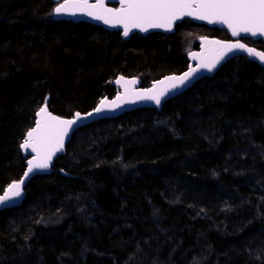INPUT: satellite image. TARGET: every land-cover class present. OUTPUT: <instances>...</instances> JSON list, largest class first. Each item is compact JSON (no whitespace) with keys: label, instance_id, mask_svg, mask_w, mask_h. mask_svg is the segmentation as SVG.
Masks as SVG:
<instances>
[{"label":"trees","instance_id":"obj_1","mask_svg":"<svg viewBox=\"0 0 264 264\" xmlns=\"http://www.w3.org/2000/svg\"><path fill=\"white\" fill-rule=\"evenodd\" d=\"M51 0H0V194L25 168L35 113L69 118L187 67L223 30L183 20L123 40L54 21ZM264 52V43L242 39ZM0 264H264V69L243 57L160 112L77 130L16 209L0 213Z\"/></svg>","mask_w":264,"mask_h":264},{"label":"snow or ice","instance_id":"obj_2","mask_svg":"<svg viewBox=\"0 0 264 264\" xmlns=\"http://www.w3.org/2000/svg\"><path fill=\"white\" fill-rule=\"evenodd\" d=\"M120 5L121 7L118 9H110L104 7L103 0H98L95 5L88 4V0H65L54 11L61 13L71 10H87L88 15L103 20L105 24H123L125 35L128 34L129 26L140 28L141 31H146L148 28L171 30L175 21L184 16H194L197 19L206 20L208 23L225 24L233 36H239L241 33L264 36V0H120ZM208 43L217 45L218 48L211 58L202 59L198 68L212 71L220 60L234 49L246 51L249 55L256 56L261 62H264V53L248 48L239 41L236 43L209 41ZM196 71L197 69L190 68L181 77L166 79L173 81L172 87L175 88L177 83L183 84ZM164 94L165 90L157 92L155 89H150L146 94L139 95L138 98L154 100L159 104ZM105 106V102L101 101V106L97 107L95 111L100 112ZM112 106L118 105L113 101ZM36 115L40 117L36 122V127L28 131L24 143L21 144V148H31L33 152L37 153L32 160L28 161L25 177L34 169L49 167L52 156L63 148L64 137L68 130L80 119V114L76 113V119L61 120L51 116L46 107H41ZM23 183L24 180L21 179L19 182L10 184L4 194L0 196V204L19 197Z\"/></svg>","mask_w":264,"mask_h":264},{"label":"water","instance_id":"obj_3","mask_svg":"<svg viewBox=\"0 0 264 264\" xmlns=\"http://www.w3.org/2000/svg\"><path fill=\"white\" fill-rule=\"evenodd\" d=\"M51 1L54 3L59 2V4L55 6L53 9L54 21L56 22L67 21L73 24L84 23V24H89L91 26L100 27L108 33H113V32L119 33L121 39L123 40H128L133 35H139L142 37H145L152 33L170 35L174 32L175 25L179 24L183 20H190L192 23L196 25H202L207 28H216L218 30H223L227 33V35L229 36V39L223 40V39H218V38H213V37L200 38L198 40V43H199L198 49L191 51L186 55V60L188 64H187V68L183 72L178 73V74L172 73V74L165 75L151 82V84L148 87H141L140 81L136 77H124V76L118 75L112 81V86L115 89V95L113 97L102 98L101 100H99V102L95 105L93 109L87 112H84V113L76 112L80 114V119L77 120L76 124L72 125V127L68 130L67 135L64 137L63 148L55 152V154L52 156V159L49 162L48 168L34 169L32 173H30L27 177H25L24 173L28 169V161L32 160L33 157L37 155V153L33 152L31 148H21V145H20L19 152L21 154L22 159L25 160V168H24V171L21 177L16 181L10 182L8 186L12 184L13 182H19L21 179H23L24 183L21 186L22 188L21 195L19 197H14L9 201L4 202L3 204H0V213L5 210L16 209L19 206H21L24 200V197H25V187L27 186L28 182L35 176L45 175L50 172L54 160L57 157L64 154L66 145L69 142L71 136L80 128H83L92 123L98 122L100 120L118 118L120 116H123L125 114L131 113L137 110L154 109L156 112H160L165 102L184 94L186 91L192 88L200 80L212 77L220 69L222 65H224L226 62L236 57L246 58L249 61L256 63L258 66L264 69V62H261L256 56L249 55L248 52L240 50V49H234L232 52L227 53L212 71H208L206 68L197 67L202 59L211 58L215 54L216 49L218 48L217 45L208 43L209 41H221V42H226V43H236L237 41H239L240 43L245 44L242 42V39L250 38L254 41H261L264 43V36H260V35L252 36L247 33H241L239 36H233L230 29L225 24L208 23V21L197 19L194 16H184L183 18L175 21L173 23V27L171 30H166L164 28H148L146 31H141L140 28L129 26L128 34L125 35L123 24H114V23L105 24L103 20H98V19H95L93 15H88L87 10L85 11L71 10L70 12L56 13L54 11L55 8H57L60 4H63L65 0H51ZM97 3H98V0H88V4L90 5H95ZM103 3H104L105 8L118 9L121 7L120 0H103ZM245 45L248 48L255 49L257 52L264 53L263 51L258 50L254 47L248 46L247 44ZM190 68L197 69V71L194 72L193 75L189 77V79L185 81L183 84L177 83V86L175 88L172 87L173 81H169L168 79H166L168 77H181L183 76L184 73L188 72ZM132 81H135V82L133 83ZM150 89H155L157 92L165 90V94L161 97L159 104H157L154 100L138 98L139 95L146 94L147 90H150ZM118 97L119 99H117ZM101 101H104L106 106L103 107L102 111L96 112L95 109L101 106ZM113 101H115L118 106L113 107L112 106ZM42 107H46V106H42ZM37 112L35 113L34 124L28 131L35 128L37 120L40 119V117H37L36 115ZM47 112L50 113L51 116L57 117L61 120L76 119V113H74L69 118H63V117H59L57 115L52 114L51 112L48 111V109H47ZM89 113H91V115H88ZM28 131L25 133L22 143H24L27 137ZM8 186L4 189V191L8 188ZM4 191L0 194V196L4 194Z\"/></svg>","mask_w":264,"mask_h":264},{"label":"flooded vegetation","instance_id":"obj_4","mask_svg":"<svg viewBox=\"0 0 264 264\" xmlns=\"http://www.w3.org/2000/svg\"><path fill=\"white\" fill-rule=\"evenodd\" d=\"M163 35V34H162ZM187 64H188V62H187ZM187 68V67H186Z\"/></svg>","mask_w":264,"mask_h":264},{"label":"bare ground","instance_id":"obj_5","mask_svg":"<svg viewBox=\"0 0 264 264\" xmlns=\"http://www.w3.org/2000/svg\"><path fill=\"white\" fill-rule=\"evenodd\" d=\"M35 116V115H34ZM29 130V129H28Z\"/></svg>","mask_w":264,"mask_h":264}]
</instances>
